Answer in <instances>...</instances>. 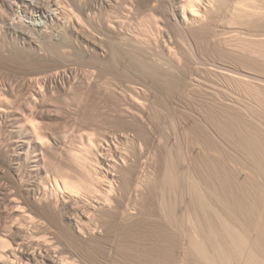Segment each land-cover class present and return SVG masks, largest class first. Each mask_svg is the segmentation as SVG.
<instances>
[{
  "label": "bare ground",
  "instance_id": "6f19581e",
  "mask_svg": "<svg viewBox=\"0 0 264 264\" xmlns=\"http://www.w3.org/2000/svg\"><path fill=\"white\" fill-rule=\"evenodd\" d=\"M0 264H264V0H0Z\"/></svg>",
  "mask_w": 264,
  "mask_h": 264
},
{
  "label": "rangeland",
  "instance_id": "374dc122",
  "mask_svg": "<svg viewBox=\"0 0 264 264\" xmlns=\"http://www.w3.org/2000/svg\"><path fill=\"white\" fill-rule=\"evenodd\" d=\"M230 72H231V74L234 73V71H229V73H230ZM232 72H233V73H232ZM235 73H237V72H235ZM235 73H234V75H235ZM240 75H241V74H240ZM235 76H236V75H235ZM238 76H239V75H238ZM192 77H193V78H195V77L197 78L198 76L196 75V76H192ZM197 79H198V78H197ZM191 80H192V79H191ZM191 80H190V81H191ZM190 81H189V82H190ZM252 81H255V82H256L257 80H254V79H253ZM191 82H196V81L193 80V81H191ZM220 82H222V81H220ZM227 91L229 92L230 90L227 89ZM175 93H176V89H175L174 92H173L174 97H173V101H172V104H171V107H172V108H170V111H169V112H170L169 114H171V115H173V116H171V115H170V116H171L172 118L175 119L176 117H182V118H183V117L187 116V115L189 114V112L194 113V107H195V108H198V107L187 105V104H189V103H187V101L185 100L184 96H183V95L180 96V95H178L177 93H176V94H175ZM176 97H178V98H176ZM181 97H182V98H181ZM174 99H175V101H174ZM177 99H178V100H177ZM176 100H177L179 103H176V102H177ZM173 102H174V103H173ZM175 103H176V104H175ZM183 103L186 104V105H185L186 107L183 106L184 108L181 106ZM178 104H180V106H179ZM184 104H183V105H184ZM173 107H174L175 109H173ZM179 109H180V110H179ZM172 110H173L175 113H173ZM185 111H186V112H185ZM178 112H179V113H178ZM186 113H187V114H186ZM175 114H176V115H175ZM182 114H183V115H182ZM179 115H180V116H179Z\"/></svg>",
  "mask_w": 264,
  "mask_h": 264
}]
</instances>
